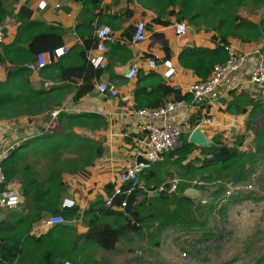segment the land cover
<instances>
[{"label": "crops", "instance_id": "obj_1", "mask_svg": "<svg viewBox=\"0 0 264 264\" xmlns=\"http://www.w3.org/2000/svg\"><path fill=\"white\" fill-rule=\"evenodd\" d=\"M41 1L45 2L42 10L38 8ZM2 2L7 14L1 22L4 32V40L0 45L1 82L6 80L9 71L20 66L27 67L35 60L32 61L33 56L28 53L33 35L58 30L55 32L57 37L39 43L41 51L55 45V48L66 46L69 52L42 70H30L28 82L31 87L49 94L43 102L41 111L0 120V152L10 147L17 148L25 140L39 136L43 128L51 129L54 118L50 115L54 113L94 115L101 118L100 123L103 122L94 131L83 130L86 138L100 143L103 148L102 155L93 165L86 167L84 172L61 173L64 187L59 191L57 210L66 209L63 208V200H71L73 207L78 208L79 218L65 221L63 225L74 228L75 233H71L72 239L73 235L83 236L88 232L83 219L90 217L97 209L91 208L90 204L99 199L101 207L108 208L105 199L109 196V190L112 191L116 175L134 161L131 150L134 140L141 136L142 123L140 118L131 114V111L136 109L135 90L141 85L145 88L144 93H154V87L158 83H164L170 89L179 90L182 95L192 96L189 93L190 87L200 78L191 70L184 69L179 64L178 56L183 49L190 47L214 49L219 43V35L214 31H205L187 20L180 21L186 24L187 30L184 34L178 35L175 32L178 7L154 8L149 0H102L100 8L92 13H85L78 0H2ZM21 8L31 12L28 21L33 22V26L23 28L24 22L21 19L25 18L19 15ZM244 13L246 14L240 12V15L254 23H258L264 15L261 12L249 13L247 9ZM90 17H94L91 22ZM140 21L145 24L146 39L142 42H132L134 26ZM89 25L92 29L88 28ZM105 25L111 28L112 33L105 43L106 67L103 71H97L89 65L87 58L97 53L94 31ZM90 37L91 48L86 50L85 42L89 41ZM228 42L246 57L241 70L231 76L228 85L218 89L216 100L201 104L196 103L193 98L190 102L185 101L184 105L176 107L169 122L188 134L197 126H202L206 138L213 143L217 140L221 145L232 146L237 137L243 136L244 142L240 150L246 153L254 152L255 136L264 124V105L254 119H251L249 114L251 106L246 113L238 115L228 113L226 108L233 100L230 91L236 94L243 92L254 102H264L261 93L256 91L257 88L250 81L253 65L259 58H264V36L252 43H242L235 38H229ZM3 46L8 48L7 52ZM78 47L86 50L84 61L78 58L76 50ZM150 58L157 62L170 60L175 68V75L170 80H164L161 68L155 70L148 68L147 60ZM133 64L139 66L138 75L132 80H126L124 75ZM50 65L52 68H48ZM99 82L115 85L117 97L111 98L100 93L97 90ZM157 93L155 92V95ZM205 118H209L211 123L205 124ZM192 122L197 124L190 130ZM76 132L83 136L81 132ZM201 159L200 150L195 149L181 165L185 167L191 163L197 167ZM173 161L174 159L164 156L149 172L151 176L148 173L147 176L140 178L138 188L143 185L146 190L142 188L139 190L147 192L150 181L157 183L177 181L170 175L175 166ZM30 163L33 164L32 159ZM47 167L48 163L45 161L34 164L32 169L38 174V180L45 181V176L49 174ZM198 181L196 179L190 182L193 184ZM10 182L22 193L20 178ZM24 201L21 195L20 205L13 210L0 206V225L3 221L8 224L14 214L16 218L27 217L28 213L33 212L30 207L29 209L23 207ZM87 210L90 212L86 214ZM52 215L54 214L43 212L42 219L33 223L28 228V233L36 237L46 234L50 228L45 227L44 222ZM103 219L106 223L113 224V217L106 216ZM7 233L8 226H0V236ZM81 242L83 240H80L79 245Z\"/></svg>", "mask_w": 264, "mask_h": 264}, {"label": "trees", "instance_id": "obj_2", "mask_svg": "<svg viewBox=\"0 0 264 264\" xmlns=\"http://www.w3.org/2000/svg\"><path fill=\"white\" fill-rule=\"evenodd\" d=\"M78 1L85 13L95 12L102 3V0ZM149 1L154 8L158 7L159 9L177 6L176 19L178 22L187 20L189 23L202 27L205 31H214L219 35V43L214 49L190 47L183 49L178 56L179 64L184 69L191 70L202 81L207 79L214 65L225 62L227 54L224 51V46L229 44V38L238 39L242 43H252L259 41L264 36V15L258 23H254L240 15L242 8L247 9L249 13L260 12L264 9V0ZM6 14L3 2L0 0V24ZM30 14L31 12L28 9H20V17L25 18H20L24 22L23 28L33 26V22L28 21ZM93 18L90 17L89 22ZM88 28L92 29L91 25ZM55 32H58V30H49L46 33L32 36L28 51L33 56L32 61L38 53L42 52L39 43L42 40L57 37L58 35ZM85 43L87 44L85 49H90L91 37ZM3 49L7 52L8 48L3 46ZM54 49H56L55 45L44 51ZM85 49L76 48L78 58L82 61L86 59L84 56ZM50 67L51 65L48 68ZM29 72L30 70L27 67L20 66L9 71L5 81H0V120L16 118L24 114L32 115L42 110L43 102H45L49 93L44 90H34L31 87L28 82ZM144 89L140 85L135 90L136 108H154L160 107L169 101L190 102L192 100V96L182 95L179 90L170 89L164 83H158L154 87V93H144ZM155 92H158L157 95H155ZM230 95L233 96V100L227 105L226 111L231 114H244L251 106L252 109L249 114L250 118L254 119L264 105L263 101L254 102L243 92L236 94V92L230 91ZM56 117L55 128H43L39 136L22 142L1 163L8 181L20 178L21 195L25 199L23 207H27V209L30 207L33 212L28 213L27 217L16 218L14 214L9 219L8 224L3 221L0 225L1 227L8 226L7 235L0 236V264H61L65 260H69L71 264H79L81 258H88L85 252L92 242L104 251L114 250L119 238L125 233L124 230H130V221H128L130 216L134 217L136 215L135 211L139 210L138 207L143 208V211L148 209L147 206H144L146 201L137 202L139 194L144 192L139 190L138 185H136L135 190L127 197V206L120 212L109 207H101L99 199L92 202L90 207H97V209L84 220L88 232L83 236L73 235L72 239L71 233H75L74 228L64 225L54 226L44 235L37 237L30 235L28 228L42 219L43 212L61 214L65 221H73L79 218L78 208L76 207L66 208L62 211L57 210L59 191L64 187L61 181V173L63 171L74 174L84 172V169L93 165L94 161L103 153V148L98 141L81 136L75 131V127L94 131L103 124V122L100 123V117L61 112H58ZM196 124L192 122L190 130ZM57 127L59 130H57ZM188 136V133L183 132L180 138L182 147L163 155L168 159H174L172 163L175 166H181L184 170L177 191L171 195L163 193L149 199V202L154 205L151 215L154 220L162 218V225L183 221L189 218L188 216L193 215L192 200L183 194L184 190L191 186L190 181L198 179V182H212L230 179L234 182H243L256 163L255 157L257 158L264 150V124L255 136L256 150L249 153L240 150L244 142L243 136L237 137L232 146L221 145L215 140L214 143L219 144V146L216 145L212 148H199L188 142ZM195 149H199L202 156L200 165L195 167L194 164L189 163L185 167L182 166L181 164L187 160ZM26 157H29V160L22 165L21 161H25ZM31 159L33 164L30 163ZM41 161L48 163L49 174L45 181L38 180L36 171L32 169L34 164H39ZM152 168L143 173L140 178L147 176ZM148 175L151 176V173ZM153 182L150 181L148 185ZM2 187L0 189H3ZM218 188L222 187L218 186ZM223 190L224 186L217 191L216 196L218 197L214 201L220 198ZM110 194L111 190H109ZM123 198L124 196L116 198L115 204L118 205ZM238 198L239 196H232L231 201L236 202L239 200ZM171 206L172 208H170ZM207 208L211 212L215 209V205L212 202L207 205ZM87 212L90 211L87 210L85 213L87 214ZM106 216L113 217L112 225L104 221L103 218ZM118 222L121 223L115 226ZM79 240H83L81 242L83 245H79ZM254 264H264V258L259 259Z\"/></svg>", "mask_w": 264, "mask_h": 264}, {"label": "rangeland", "instance_id": "obj_3", "mask_svg": "<svg viewBox=\"0 0 264 264\" xmlns=\"http://www.w3.org/2000/svg\"><path fill=\"white\" fill-rule=\"evenodd\" d=\"M245 11V8L241 9L242 14H246ZM260 12L264 13V9ZM53 115H50L54 118L51 129L56 125L57 114ZM83 130L75 127L81 134ZM28 160L26 157L21 161L22 165ZM255 160L247 178L239 182L244 188L251 184L252 189H242L238 195H233L239 196V200L232 202L228 198L221 203L219 198L214 201L218 197L217 191L230 179L193 183L189 188L200 194V197L191 198L193 215L167 225H162V218L153 219L154 205L149 202L157 196L154 191L167 182H153L147 186L145 194H139L137 201H146L144 206L148 209L143 211L138 207L136 215L130 216V230H124L115 249L104 251L92 242L85 252L88 258H81L79 264H254L264 258V150ZM183 171L181 166H173L170 175L177 179V185L181 184ZM139 187L146 190L143 185ZM212 202L215 209L210 212L207 205ZM201 238L213 239V243L204 247L193 243Z\"/></svg>", "mask_w": 264, "mask_h": 264}, {"label": "built area", "instance_id": "obj_4", "mask_svg": "<svg viewBox=\"0 0 264 264\" xmlns=\"http://www.w3.org/2000/svg\"><path fill=\"white\" fill-rule=\"evenodd\" d=\"M45 2L41 1L38 4L39 9H44ZM187 27L185 23L178 22L175 24V32L182 35L186 32ZM111 28L109 26H101L94 31V42L96 54L89 55L87 60L89 64L97 70L103 71L106 67L105 58V43L110 39ZM146 39L145 24L138 22L134 26V32L131 38L132 42H142ZM4 40L3 26L0 24V44ZM224 51L227 58L224 63L214 65L210 75L206 80H199L192 84L189 93L192 95L193 100L201 104L203 102H212L218 97V89L223 85H228L231 76L237 74L246 57L234 49L230 44L224 46ZM69 52L66 46L56 48L52 51H43L36 55L35 61L28 64V69L32 71L41 70L47 65L52 64ZM149 69L155 70L161 68V76L164 80H170L175 75V68L170 60L157 62L155 59L150 58L147 60ZM139 66L133 64L130 66L124 77L126 80H132L137 77ZM250 81L257 88L256 91L260 92L264 98V58H259L253 65L250 73ZM97 90L102 93L115 98L118 95L117 88L113 84L99 82ZM184 105L185 101L179 102H165L160 107L154 108H136L131 111V114L142 120L140 129L141 136L134 140L131 154L134 158L127 167L121 170L113 181L111 194L105 199V205L109 208L123 210L127 206V197L135 190L138 185L140 176L149 171L153 165L162 160L163 155L178 150L182 147L180 141L181 128L177 125H172L169 122L173 112L177 106ZM56 113H54L55 115ZM205 124H210L209 118L204 119ZM14 147L7 148L0 152V206L7 209H16L21 203V191L18 187L12 186L11 182L7 180L1 163L6 159L9 153L14 150ZM140 159V161H137ZM127 186V188H125ZM177 181L163 183L159 186L155 194L165 193L171 195L177 190ZM140 188V187H139ZM242 189H252L251 184L245 188L239 182L230 181L225 185L223 193L219 201L225 202L228 198L236 195ZM238 195V194H237ZM124 198L118 205L115 204V199L118 197ZM63 208L73 207V202L69 199L63 200ZM65 223L64 217L61 214H54L47 218L44 226L52 228L54 226L63 225ZM157 226V224H155ZM197 245L207 246L213 243V239L201 238L193 242ZM61 264H71L69 260L63 261Z\"/></svg>", "mask_w": 264, "mask_h": 264}, {"label": "water", "instance_id": "obj_5", "mask_svg": "<svg viewBox=\"0 0 264 264\" xmlns=\"http://www.w3.org/2000/svg\"><path fill=\"white\" fill-rule=\"evenodd\" d=\"M188 142L200 148H212L216 146L213 142L206 138L204 134V128L202 126H197L194 128V130L188 136ZM137 161H140V159ZM183 194L190 198H195L197 195H200L199 192L194 188L185 190Z\"/></svg>", "mask_w": 264, "mask_h": 264}]
</instances>
